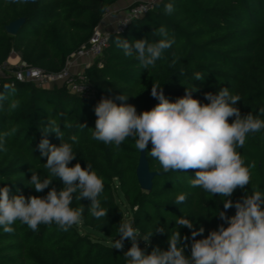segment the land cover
<instances>
[{"label": "trees", "instance_id": "16d2710c", "mask_svg": "<svg viewBox=\"0 0 264 264\" xmlns=\"http://www.w3.org/2000/svg\"><path fill=\"white\" fill-rule=\"evenodd\" d=\"M120 0H28L27 3L0 0V66L13 54L22 62L46 72H59L67 59L87 43L95 27L100 25L107 11ZM174 11L166 14V4ZM24 18L15 35H9L5 26ZM164 26L174 43L164 50L154 67L141 66L136 54L126 56L115 44L117 37L129 42L147 39L158 42L156 31ZM202 73L204 80H195L194 73ZM85 76L93 86L90 98L71 93L66 86L37 87L29 82H18L11 75L0 78V92L5 83H13L14 94L0 101V136L16 128L5 137L6 151H0V188H10L9 196L45 197L52 188L63 189L62 181L51 176L44 167L47 161L38 145L47 138L59 146L55 133H43L48 121L55 119L64 133L63 141L72 143L76 157L69 167L79 163L82 168L91 164L92 170L103 179L104 190L99 196L101 207L108 215L95 218L90 214L89 199H75L72 208L83 207L81 221L67 231L55 223L40 224L31 230L16 221L14 232L0 227V264H127L124 254L131 247L125 240L123 249L113 248L119 239L121 222L132 221L142 236L152 233L146 253L154 248L166 251L169 238L180 234L185 255H190L193 231L204 229L203 239L223 224L219 212L231 217L235 207L224 209L230 199L233 204L254 191L264 193V129L247 134L245 144L237 151L245 165L255 163L251 180L245 188H237L231 197L212 195L189 183L195 170L163 172L157 159L150 155L151 142L145 151L153 178L152 189L144 191L137 179L136 169L141 152L135 139L127 138L119 147L92 138L97 119L94 109L102 98L117 104L136 107L137 113L150 111L159 100L153 98V84L161 85L170 102L185 95L186 89L195 90L193 98L208 104L207 93L218 94L228 88L230 94L241 100L235 107L241 116L252 114L264 120L259 109L264 107V0H163L141 18L133 19L120 33H111L102 57L85 69ZM124 95L126 101L117 97ZM12 100L20 105L9 111ZM235 118H229L232 123ZM72 128H66L65 123ZM79 124L86 127H79ZM77 136L78 142L70 137ZM32 171L41 181L52 179L49 188L36 192L31 187ZM186 194L183 203L176 197ZM180 218L189 220L192 228L181 227ZM158 230L162 232H158Z\"/></svg>", "mask_w": 264, "mask_h": 264}, {"label": "clouds", "instance_id": "9594fccd", "mask_svg": "<svg viewBox=\"0 0 264 264\" xmlns=\"http://www.w3.org/2000/svg\"><path fill=\"white\" fill-rule=\"evenodd\" d=\"M27 3L28 0H13ZM166 14L174 11L173 4L164 7ZM161 39L150 43L147 39L129 42L117 37L115 44L124 51L126 56L136 54L141 66L145 69L154 67L164 50L169 49L174 39L169 37L164 26L157 30ZM195 80H204L202 73H194ZM0 92V101L7 99V94L16 92L13 83H5ZM195 90L186 89L185 95L170 102L165 98L161 85L153 84L151 95L160 102L150 111L137 113L131 104H117L113 99L102 98L95 106L97 117L92 138L105 144L120 145L129 137L135 139V147L145 152L151 142L150 155L157 159L164 173L169 171L195 170V178L189 181L192 187H200L212 195L231 197L237 188H245L251 180V169L255 163L245 165V160L237 151L245 144L247 134L264 129V120L255 118L251 113L241 116L235 107L241 100L239 95L230 94L228 88H222L218 94L207 93L208 104H202L193 98ZM124 95L117 97L126 101ZM19 100H12L9 111L16 110ZM264 114V107L259 109ZM234 117L232 123L229 118ZM72 128L71 123H65ZM83 128L86 125L79 124ZM16 132L12 128L0 136V151L4 147L5 137ZM55 133L61 140L59 146L53 145L47 138L40 141L38 148L42 156L47 157L44 167L60 179L64 185L59 192L55 188L48 191L45 197L15 195L10 197V188H0V227L7 233L14 232L12 225L16 221L26 224L31 230H38L40 224L55 223L60 229L67 231L81 221L84 208H72L75 199H89L90 214L99 219L108 215V210L101 207L99 196L104 190L101 177L92 170L91 164L82 168L79 163L69 167L76 153L72 143L64 142V133L55 119H50L43 133ZM78 142L77 136L70 137ZM52 183V179L41 181L37 172L32 171L30 186L36 192H42ZM186 194L176 197V204L183 203ZM235 207L234 216L228 217L226 212H219V217L227 223L221 224L218 230L211 231L206 238L195 239L202 235L203 228L193 231L190 255H185L180 244V234L169 238L166 251L154 248L150 254L139 247L138 240H150L152 233L141 236L132 221L120 223L119 239L113 242V248L123 249L124 241L130 240L131 247L124 254L127 264H264V193L254 191L251 196L245 195L242 201L235 204L230 199L224 203V209ZM177 223L181 227L192 228V223L180 218ZM158 232H162L158 230ZM181 245V244H180Z\"/></svg>", "mask_w": 264, "mask_h": 264}, {"label": "built area", "instance_id": "2783aa9c", "mask_svg": "<svg viewBox=\"0 0 264 264\" xmlns=\"http://www.w3.org/2000/svg\"><path fill=\"white\" fill-rule=\"evenodd\" d=\"M162 1L144 0L135 2L121 13V18L112 27L107 30L102 29L100 25L95 27L89 41L67 59L65 67L59 72H46L40 68L29 66L22 61L15 64L7 61L0 66V78L11 75L18 82H29L41 88L66 86L71 93L90 98L94 95V89L84 71L102 57L110 34L124 31L133 19L143 17L154 9L155 4ZM77 60H84L82 69L79 72H72L71 66Z\"/></svg>", "mask_w": 264, "mask_h": 264}, {"label": "crops", "instance_id": "0c3cea01", "mask_svg": "<svg viewBox=\"0 0 264 264\" xmlns=\"http://www.w3.org/2000/svg\"><path fill=\"white\" fill-rule=\"evenodd\" d=\"M138 1H144V0H120L115 5H113L106 13L104 18L102 19L100 23V27L102 29H108L112 27L120 18L121 13L127 9L129 6H131L133 3ZM21 61V58L18 54H13L9 59L8 63L15 64L19 63ZM84 60H77L75 63L71 66L72 72H79L82 69Z\"/></svg>", "mask_w": 264, "mask_h": 264}, {"label": "water", "instance_id": "95a60500", "mask_svg": "<svg viewBox=\"0 0 264 264\" xmlns=\"http://www.w3.org/2000/svg\"><path fill=\"white\" fill-rule=\"evenodd\" d=\"M25 19H17L5 26V31L9 35H15L20 27L24 24ZM136 175L141 188L144 191H150L152 189L153 178L157 173L149 170V165L146 159L145 152H141L139 157V163L136 169Z\"/></svg>", "mask_w": 264, "mask_h": 264}, {"label": "rangeland", "instance_id": "374dc122", "mask_svg": "<svg viewBox=\"0 0 264 264\" xmlns=\"http://www.w3.org/2000/svg\"><path fill=\"white\" fill-rule=\"evenodd\" d=\"M236 212V211H235ZM235 215V213L232 215V216H234ZM142 236V235H141ZM138 244H139V247L145 252V254H147L146 253V249H147V246H148V244H147V242H145L144 240H142V239H139L138 240Z\"/></svg>", "mask_w": 264, "mask_h": 264}]
</instances>
